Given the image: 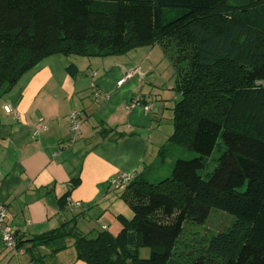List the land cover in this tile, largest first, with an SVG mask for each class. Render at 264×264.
I'll list each match as a JSON object with an SVG mask.
<instances>
[{
	"label": "trees",
	"instance_id": "16d2710c",
	"mask_svg": "<svg viewBox=\"0 0 264 264\" xmlns=\"http://www.w3.org/2000/svg\"><path fill=\"white\" fill-rule=\"evenodd\" d=\"M155 44L175 46L179 95L156 155L164 162L171 144L195 156L175 158L156 182L133 175L120 195L132 215L117 214L116 234H80L75 215L17 236L16 248L50 245L55 254L73 237L86 264H264V0H0V98L47 55L118 56ZM78 184L70 178L60 208ZM212 208L231 214V225L176 252L183 224L203 223Z\"/></svg>",
	"mask_w": 264,
	"mask_h": 264
},
{
	"label": "crops",
	"instance_id": "0c3cea01",
	"mask_svg": "<svg viewBox=\"0 0 264 264\" xmlns=\"http://www.w3.org/2000/svg\"><path fill=\"white\" fill-rule=\"evenodd\" d=\"M133 61L119 56H48L0 98V204L16 237L41 234L75 215L76 221L83 218L100 229L110 225L117 229V214L132 215L116 193L136 173L145 174L172 130L164 113V108L170 109L168 98L160 96L157 86L141 85L143 65ZM71 64L77 68L74 76L66 69ZM134 68L136 74L117 84ZM73 95L81 101H74ZM135 97L144 98L149 109L132 104ZM5 105L13 111L7 112ZM75 109L80 110L81 130L76 143L69 145L68 116ZM125 133L130 134L120 137ZM121 175L129 179L123 181ZM77 176L79 184L68 199L80 201L82 209L71 210L68 204L60 208L70 178ZM66 244L55 254L50 245L19 254L0 242V264H86L76 258L71 238ZM29 245L21 244L24 249Z\"/></svg>",
	"mask_w": 264,
	"mask_h": 264
},
{
	"label": "rangeland",
	"instance_id": "374dc122",
	"mask_svg": "<svg viewBox=\"0 0 264 264\" xmlns=\"http://www.w3.org/2000/svg\"><path fill=\"white\" fill-rule=\"evenodd\" d=\"M163 48H161L160 45L158 44L149 45V46L144 45V46H139V47H136L135 49L130 50L129 53L127 52V54L125 55L122 54L118 56L125 57L126 60H130V61L134 60L133 63L138 62L142 64L143 65L142 73L144 72L143 73L144 76H143L141 85L145 83L147 86L146 88H149V87L152 88L153 86H157L160 90V96H162L163 98H168L167 104H169V107H171L175 103V98L179 96L174 91L176 74H177L175 72L176 66H174L175 59L173 58L175 46L170 45L167 47L168 49L166 50ZM52 55H60V53L47 55L43 57L42 59H40L39 61H42L44 58L48 56H52ZM61 56H66V55L61 54ZM102 58H105V57H102ZM94 63L95 62H93V64ZM178 66H179L178 68L179 70L181 68L185 69L186 63L180 62ZM92 68L93 69L97 68V70L99 71L101 67L100 68L97 66L94 67L93 65ZM92 68L88 69L87 73L91 74ZM64 71L67 73L69 77H71L69 73L66 71V69H64ZM91 77H94V75H92ZM19 80L20 79H18V81ZM18 81L14 84L15 87L14 86H13L14 88L12 87L13 90L16 89ZM11 89L7 93H9ZM73 100L74 101L76 100L77 103L81 101V100L79 101L78 96H74ZM132 100L133 98H131L130 101ZM164 109H165L164 110L165 117L168 116L169 118L171 116V110L168 108H164ZM169 121L171 124L172 121L171 120ZM68 144L71 145L72 143L68 142ZM217 154H218V151L217 149H215L212 155L208 158V162L210 163L211 167L216 164L215 158L217 157ZM193 156H195V153H193L192 151H188L180 146H174V145L169 144V146L166 147V157H165L164 162L160 161L159 156L156 155L154 162L148 164L147 166V170L144 174L145 178H147L148 181L156 182L164 177H167L170 174L171 167H172V164L175 158L189 159V158H192ZM122 191L123 190H120L118 191V193H116L118 198H120ZM120 200L122 204L127 205L126 201H124L121 198ZM209 211H210L209 215L203 223L196 224L192 222H186L185 224H183L184 226L182 229V233L179 237V242L177 243L176 248H175L176 252H179L182 250L187 251L190 249L189 247H187V245H189L194 239L204 240L207 237L210 238L211 236L215 235L218 231L225 230L227 229V227L231 225V222L233 220V216L231 214L225 211L216 209V208H212ZM109 225L110 224H108V226ZM120 227L121 225L119 224V227L117 229H114L115 227L110 225L107 230L113 234H116L118 230L120 229ZM76 228H77L78 233L88 234L89 236H92V237L93 235L96 234L97 231L100 230V226L98 223L94 222L93 220H88V219L85 220L83 218H78V220L76 221ZM71 239L73 241V237H71ZM149 253H150V250L148 247H140L138 249V256L140 258L149 257Z\"/></svg>",
	"mask_w": 264,
	"mask_h": 264
},
{
	"label": "built area",
	"instance_id": "2783aa9c",
	"mask_svg": "<svg viewBox=\"0 0 264 264\" xmlns=\"http://www.w3.org/2000/svg\"><path fill=\"white\" fill-rule=\"evenodd\" d=\"M137 68L132 69L129 73H127L122 79L117 81V84H121L126 78L129 76H132L136 74ZM98 96V93L95 94ZM137 99H134V101H131L132 104H138ZM5 110L7 112L13 111V107L11 105H5L4 106ZM149 107L146 105L145 109H148ZM68 123H69V129H70V140L69 143H74L76 139H78V136L80 134L81 130V119H80V110H73L69 113L68 116ZM43 128H46L45 125L42 126ZM39 133V129H34L32 132V136L36 137ZM121 178L123 181H127L129 177L127 175H121ZM67 203L70 207L71 210H79L82 209V204L80 201H74L70 200L67 197ZM6 208L4 205L0 204V242L6 246L10 247L15 250L16 253L22 254L25 252V249L23 247L16 248V235L12 228L6 224ZM104 229L105 226H102ZM30 264V263H26Z\"/></svg>",
	"mask_w": 264,
	"mask_h": 264
}]
</instances>
